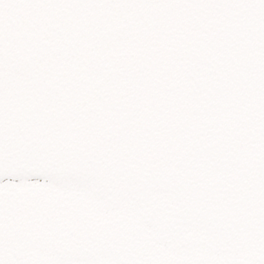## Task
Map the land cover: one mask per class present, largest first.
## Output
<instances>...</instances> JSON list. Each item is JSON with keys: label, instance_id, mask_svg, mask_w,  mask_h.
Returning <instances> with one entry per match:
<instances>
[{"label": "snow or ice", "instance_id": "6c2138e0", "mask_svg": "<svg viewBox=\"0 0 264 264\" xmlns=\"http://www.w3.org/2000/svg\"><path fill=\"white\" fill-rule=\"evenodd\" d=\"M0 264H264V0H0Z\"/></svg>", "mask_w": 264, "mask_h": 264}]
</instances>
